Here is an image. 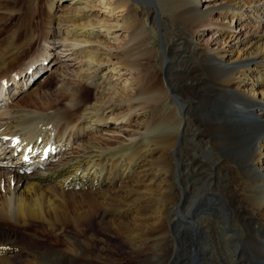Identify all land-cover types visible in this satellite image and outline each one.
Returning a JSON list of instances; mask_svg holds the SVG:
<instances>
[{
	"label": "bare ground",
	"instance_id": "obj_1",
	"mask_svg": "<svg viewBox=\"0 0 264 264\" xmlns=\"http://www.w3.org/2000/svg\"><path fill=\"white\" fill-rule=\"evenodd\" d=\"M134 1L0 0V264H108L92 223L139 258L264 264V0H155L203 46L178 67L159 7L165 76ZM15 16L25 24L10 34ZM55 56L57 92L18 85ZM12 84L26 102L8 100Z\"/></svg>",
	"mask_w": 264,
	"mask_h": 264
},
{
	"label": "rangeland",
	"instance_id": "obj_2",
	"mask_svg": "<svg viewBox=\"0 0 264 264\" xmlns=\"http://www.w3.org/2000/svg\"><path fill=\"white\" fill-rule=\"evenodd\" d=\"M214 1H216V0H214ZM135 3L138 6L140 5L139 7H141V8L143 7L146 9V10L144 9L146 12L144 10L143 11L145 12V16L148 18L147 27L150 29V32L154 37L153 45H155L159 49V51L155 57V65H156L158 71L160 73L162 72V74L165 76L164 73H166V70H167L164 68V62L167 60V54H166L165 48L163 46V35L159 30V17L156 14V12L159 11V7L161 9V13H162L164 19L165 20L168 19V21H167L168 24L167 23L166 24L168 26L167 31L170 32L169 35L167 34L168 35L167 41L170 42V45H171V48L169 50L170 56L174 60H176V64H178V67L180 66L181 68H184L187 65L195 66V62L193 61V58H194L193 56L195 53L198 52V48L201 49V48H203V46L198 45L197 48H195L194 45L192 43H190V41H191V39H193V37L191 35H189V33L186 31L187 29H184V28H186V24H185L186 22L184 21L183 24H180L179 23V22H181L180 19H179V22L176 21V19L180 18L181 16L180 17L172 16V13L174 11V6L173 5L167 6V3H159L155 0H138V2L136 1ZM105 14H107V12L102 10V11H99L98 15L102 18ZM216 16L218 17V15L215 13L213 15V17L216 18ZM170 19L173 20L174 22H176L177 24L172 22ZM153 21L155 23H153ZM24 24H25V19H23L22 17L21 18H19V16L13 17V19H11L9 25L7 26L8 28H10L9 33L10 34L13 33L20 26H23ZM169 24H171L172 26L170 25V27H169ZM247 26H249V25H247ZM247 29H249V28L247 27ZM239 30H240V27H238V31ZM243 30H244V28H243ZM244 32H246V30ZM2 33L3 34L7 33V31H4ZM208 37H210V33H207L204 35V40H206ZM55 60H56V56L53 57L52 59L50 58V60H46V61L44 60V61L40 62L39 64H37L36 70L38 69V74H37L38 77L37 78L39 81L38 80L34 81V77L32 79H30V75L29 76L27 75V76H24V78L19 80L20 84L18 83V85H21V83L23 84L25 82L23 84V86L26 87V82L29 84V86L33 82H36V84L34 86H36L35 88L38 89L39 94L44 93L48 90L52 91L53 93L57 92L58 91L57 89L59 88V85L61 83L59 69H65V67L61 66L62 63H65V60L59 59V60H57L59 63H54ZM184 64H187V65H184ZM71 68L73 69V67H71ZM44 69H46V72L44 74L45 76L44 75L42 76ZM56 70H57V72H56ZM18 85H16L17 87L15 86V84L10 85L9 88L7 89L8 94L6 97L10 98V99H8L9 101L17 102L19 100V103L20 102L24 103V102H26L25 100H27V97L25 98L27 90L25 89L26 91H24V93L23 92L18 93V87H19ZM170 93H171V91L169 92V94ZM29 97H31V95ZM32 97H36V95L32 94ZM149 99L150 98L144 97L143 98V104L150 108L153 103ZM156 99H158V98H156ZM162 101L163 100H158L157 108L153 109V111H149L150 117H159V114H161L160 111L162 110V106H163ZM170 101L171 102L173 101L172 105L175 104V105H173L174 107L176 106L175 108H177V107L181 108V103L174 96H172V94L170 95ZM132 121H135V119H133ZM157 130H158V128L152 130V135H150L152 137V139L154 136H156V134L158 135ZM181 140H183V139L181 138ZM148 142H149L148 146L156 148L154 145L155 143H153L152 140L148 141ZM157 153H159V152H157ZM188 155L191 156L192 158H194V156H195L192 153H188ZM159 164H160V162H159ZM173 172H174V174H173ZM179 172L182 173V168H181V170H179V168H177L176 165L174 166V168L170 169V171H169V177L171 179V184L174 187V193L176 196L179 195V193L181 192V190H180V178H179L180 173ZM162 177L163 176H161L157 180V183L162 182V180H163ZM176 204L177 203L175 200L173 206H176ZM238 225H239L240 233L242 234L243 233V226L240 225V223H238ZM88 227L91 228V230H89V231H91L90 232L91 236L93 233V237L95 238V242H96L95 252L102 254L109 261H111L112 258H115V257H124L125 259H136L137 261L134 264H163V263L169 264V261H171L172 264H184L183 263L184 260L180 256H179L180 258L176 261V263L175 262L173 263L174 258L172 260L166 261V263L163 260H161V261H155L154 260L153 261V260L146 259V258H139L136 254H134L135 249L131 246L130 240L128 238L121 237L120 235H118L117 233H114L112 231H106V230L102 231V230H100V227L97 223H92V224L88 225ZM36 229H37V227L36 228L34 227V230H36ZM168 229L171 232V230L173 229L172 224H170V226L166 225V227H163L162 230H163V232H167ZM41 230H38V231H40L39 234L44 236L45 234H42L44 232ZM150 240L155 241L156 239L151 238L148 240L150 243L153 244L154 242L150 241ZM157 243H155L156 247H159V246L161 247V244L159 245V242H157ZM174 243L178 244L179 246H182V243H179L177 241H174ZM226 249H227V251H226ZM226 249H225L226 257L230 258V260H233L235 257L238 256L236 254L235 250H234V252H233V250H231L232 252H228V251H230L231 248L230 249L226 248ZM229 253H230V255H229ZM232 254H233V256H232ZM59 261H61V260H59ZM109 261L107 262L108 264L113 263L112 261H111V263ZM61 263H63V262H61ZM57 264H60V263H57ZM63 264H66V263H63ZM104 264H106V263H104Z\"/></svg>",
	"mask_w": 264,
	"mask_h": 264
}]
</instances>
